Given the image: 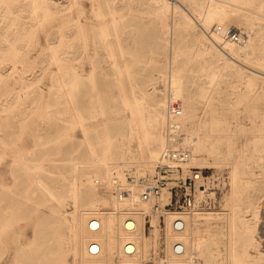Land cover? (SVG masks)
<instances>
[{
  "label": "rangeland",
  "instance_id": "obj_1",
  "mask_svg": "<svg viewBox=\"0 0 264 264\" xmlns=\"http://www.w3.org/2000/svg\"><path fill=\"white\" fill-rule=\"evenodd\" d=\"M169 1L183 9L178 14L173 9L166 13L165 0H48L49 11L39 9L38 17H33L30 0H0V142L3 140L13 150L0 143V264H50L52 255L61 251L58 235L67 233L74 225L75 180L85 179L80 185L82 191L92 186L90 177L97 183L94 185L97 193L108 191L106 185L98 184L99 168L90 161L84 131L70 112L68 72L76 68L83 77L73 99L88 120L93 118L94 101H100L106 109L107 114L100 116L101 119L113 111L119 112L123 109L117 90L120 73L110 55L112 51L124 66L121 75L129 77L125 84L131 96L134 90L141 94L140 85H143L151 92L166 93L168 103L171 75L179 68L187 77L195 78L189 87L193 98L191 111L196 114L193 122L202 125L201 133L216 136L212 131L216 115H224L229 121L231 134L221 144V159L202 152L198 157L206 158L208 163L204 167L187 165L200 174L196 207L184 209L179 206L181 202L174 201L165 210L200 214L201 234L208 239L201 249L202 256L194 255V262L231 263V175L232 166L237 164L239 180L234 202L237 264H264V196L258 200L257 217L251 207L264 186V66L261 62L242 59L239 62L237 56L233 60L247 71L236 64L223 66L211 50L228 52V42L233 41L224 42L213 33L215 24L209 30L200 21L197 14L202 13L207 1ZM95 2L101 4L104 17L97 15ZM191 18L195 22L193 26L184 25ZM105 22L109 24V38L103 33ZM230 26L248 38L244 23L229 22L226 27ZM195 31L203 32L204 37H197ZM52 52H57V61L51 57ZM254 71L259 75L250 82L248 74ZM213 101H218L220 108L225 106L224 114L222 111L215 114L209 105ZM118 122V132L127 134L126 119ZM115 123L117 120L109 122L112 134L117 131L113 127ZM124 139V148H136L135 140ZM21 151L26 153L31 166L43 162L42 176L63 202L44 196L32 175L15 160V153ZM136 166L135 163L122 166L119 172H113V178L122 171L125 177L126 173L143 171ZM95 202L99 209L110 210L105 202ZM165 212L163 216L152 211L146 213V233L151 245L145 264H167ZM153 218L162 230L158 241H155V227L150 224ZM217 229L220 234L211 237ZM253 235L258 237V247L250 245ZM175 241L170 245L171 250ZM248 251L253 256L250 263L246 258ZM67 260L74 262L72 253L67 255Z\"/></svg>",
  "mask_w": 264,
  "mask_h": 264
},
{
  "label": "bare ground",
  "instance_id": "obj_2",
  "mask_svg": "<svg viewBox=\"0 0 264 264\" xmlns=\"http://www.w3.org/2000/svg\"><path fill=\"white\" fill-rule=\"evenodd\" d=\"M73 1L74 0H72V2ZM206 1V5L202 7V13H198L197 15L207 29L210 30L213 24L226 27L229 22L240 21L244 23V28H246V32L248 33L247 40L243 42H228V52L223 53L221 50H211V54L214 57L217 56V59L222 60V65L225 67L236 64L242 70L244 69V71H247L242 64L233 60L232 57L234 56H237L238 60L242 59L250 63L261 62L264 66V55L262 53L264 44V0ZM30 2L33 17H38L37 12L39 9H48V0H30ZM94 8L98 11L97 15L99 17H104L106 15V13L101 11L102 6L99 2H95ZM164 9L166 13L168 10L173 9L175 13L178 14L183 8L178 4L174 5L171 4L169 0H165ZM241 11H245V14H242ZM47 14H49V12H47ZM257 21L259 24L258 27H256ZM193 23H195L193 19L184 21V25L186 26H193ZM82 27L84 28V26ZM103 33L106 38H109V24L106 22L103 24ZM195 34L197 37H204L203 32L201 34L195 31ZM216 35L220 37V34ZM111 50H113V48H111ZM110 55L114 57V64L120 73L117 90L123 100L121 101L123 109L119 112L113 111L112 114H109L106 118H100V116L107 114L105 107L100 101L93 102L92 108L94 114L92 119L88 120L81 113L73 98L74 90H76L83 77L77 72L76 68H72V70L69 69L68 72L70 76V91L68 95L71 100L69 104L72 107L70 112L74 122L79 124L84 131V143L87 147L90 161L99 168L97 176L100 181L98 184L106 185L108 191L105 194L97 193L94 190V185L97 183L92 177L89 178L92 186L86 191H82L80 186L85 179L79 178L75 180L72 186V194L77 204V211L74 212L75 214L73 217L74 225L69 228L67 233L62 232L61 235H58V243L61 244V251L55 254L53 252L54 255H52L51 260L49 259L50 264H71L67 260V255L70 253H72L74 257V262L72 264H145V260L148 257V250L151 245V239L146 233L147 221L145 216L148 215L146 213L149 211H152V213L154 212L155 215L159 214L154 206L156 199L153 198L148 201L142 200L140 198L141 189L136 187L134 188L135 192L132 197L120 200L116 195L115 182L117 177L115 175L113 178V172H119L124 165L135 163L138 168L143 169V171L136 170L132 172L135 178L138 179L151 174L154 172L156 164L162 159L164 153L176 147H185L191 152V158L186 164V167H204V164L208 162L204 156L198 157V155L202 152H208L211 156L215 155L216 160H220L222 157V151L220 150L221 144L226 139H229L231 134L229 121L224 115H216L212 120V131L216 133V136L213 137L214 139L210 134L201 133L202 125L199 121L196 124L193 122V117H195L196 114H193L191 111L193 107V98L189 87L195 83V78L187 77L179 68L174 69L171 75V91L168 103L166 93L163 91L151 92L149 91L150 88L145 89L143 85H140V89L142 90L141 94H137L134 90L131 96V91L125 84L128 82L129 77L121 75L123 74L122 71L125 70L124 66L116 60V53L112 51ZM51 57L57 61V52H52ZM234 58L237 59L236 57ZM200 70L204 71L205 67ZM250 73L251 74H248V76H250L249 81L253 82L259 74L255 71ZM127 74V76L130 75L129 69L127 70ZM217 102L218 101H213L209 105L212 106L215 114H220L221 111L222 114H224V111H226L225 106L220 108ZM178 106L183 109L181 115H176L175 113ZM120 119H126L128 126L127 134L118 132L119 127H117V125L119 126L120 123L118 120ZM112 120H117V123L113 125L117 130L114 134H112L109 126V122ZM72 125L75 126V124ZM124 138L135 140L137 142L136 148H124ZM0 143L11 150V147L3 140H1ZM14 158L24 170L32 175L33 181L46 198L51 196L63 202L62 197L52 188L47 178L42 176V171L43 169L45 170L42 161L35 166H31L26 158V153L23 151L15 153ZM78 161L82 162L81 160ZM75 168L78 169V165H76ZM117 176L122 182H125L126 177L124 171ZM198 176L200 177V174ZM231 176L233 182L231 201L233 204L230 217L231 243L229 259L231 262L230 264H237L238 257L234 245V233L236 228L235 217L237 210L234 202L237 192L236 186L239 180V167L237 164L232 166ZM111 189H113V193H110ZM169 195L170 193L168 192L162 194L161 200L163 203L169 201ZM261 196H264V186L256 197V201L251 203V207L255 210L254 213L256 217L259 211L258 200ZM96 200L105 202L106 205L110 206V210L106 211L96 207ZM165 213L167 214V224L164 228L165 241L168 245L166 255L167 264H196L194 262V255H199L201 253V249L206 239H208L207 236L201 234L200 214L193 212L191 215H188L175 210H168ZM175 216L183 220V229L179 230L175 228L174 221L177 219ZM155 218L149 222L152 227H155L154 232L157 234V239L154 240L158 241L159 238H162V230ZM15 221H12L13 224ZM218 225L219 224H217V227ZM218 234H220V232L217 229L216 232H213V234L211 233V237ZM256 236L257 235H253L250 245L258 247L259 242H257L258 237L256 238ZM174 240H177V242L175 241L176 243H174L171 250L170 245ZM178 243L182 247L181 252L175 249V245ZM49 250L50 249H48V252ZM47 255L49 256V254ZM200 255L202 256V254ZM252 257V254L248 251L246 254L247 263H250L249 260H252ZM43 261H41V263ZM197 264L207 263L205 260Z\"/></svg>",
  "mask_w": 264,
  "mask_h": 264
},
{
  "label": "built area",
  "instance_id": "obj_3",
  "mask_svg": "<svg viewBox=\"0 0 264 264\" xmlns=\"http://www.w3.org/2000/svg\"><path fill=\"white\" fill-rule=\"evenodd\" d=\"M213 33L220 34L222 40L244 41L247 36L241 30L232 26L223 27L215 24ZM212 33V34H213ZM218 36V35H217ZM176 115L182 114V109L177 107ZM191 158V152L185 147L171 148L166 151L161 160L155 166L154 172L140 178H135L132 173H126L125 182L116 178V195L120 200L130 198L134 195V188H140V198L148 201L156 199L157 212L163 216L164 209L175 203L181 202V208L196 207L197 179L199 174L192 167H186ZM164 192L170 193L169 201L163 203L161 196ZM182 200V201H181ZM175 228L181 230L184 222L181 218L174 221ZM178 252L182 251L181 245H175Z\"/></svg>",
  "mask_w": 264,
  "mask_h": 264
}]
</instances>
